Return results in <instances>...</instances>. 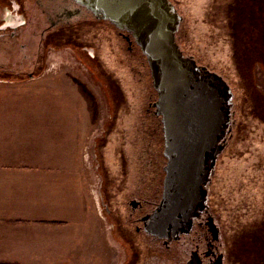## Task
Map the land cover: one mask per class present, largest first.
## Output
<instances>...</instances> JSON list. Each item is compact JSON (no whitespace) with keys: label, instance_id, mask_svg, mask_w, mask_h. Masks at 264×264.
<instances>
[{"label":"rangeland","instance_id":"1","mask_svg":"<svg viewBox=\"0 0 264 264\" xmlns=\"http://www.w3.org/2000/svg\"><path fill=\"white\" fill-rule=\"evenodd\" d=\"M23 1L25 3L22 7L17 11L13 10L14 17L17 15L25 17L30 24L44 21V12L39 3L35 0ZM171 1L183 15L177 33V41L181 48L185 53L194 54L202 64L222 70L235 92L232 133L228 137L225 150L219 156L220 169L218 173L217 165L216 175L215 177L213 175L209 187L208 203L224 222L222 228L228 238V247L224 246V252L228 250L227 264H243L242 260L247 257L246 250H243L241 255L243 259L236 261L235 258H239L236 240L240 235L242 239L239 243L258 240L257 236L255 237L256 234L259 235L257 229L264 225V64H262L264 49L262 45L256 47L245 44V40L253 34V25L256 27L264 23V10L259 8L262 6L264 9V0H252L250 14L248 0ZM230 3L235 4L234 7L230 8ZM6 6V1L0 0V23H3L1 17L4 18L3 15L9 13L7 9L10 8ZM46 7L50 8V5L47 3ZM218 7H224L225 13L216 10ZM228 14H231L229 17L233 21L232 25L227 22ZM83 15L85 16V13ZM200 18L208 24L205 28L200 24ZM30 24L18 39L13 38L12 43H5L7 46H4L2 42L4 39L0 37V146L1 143L11 140V128L13 141L20 142L23 135L21 122H27L28 119L31 132L44 133L42 136L44 148L39 149L35 143V149L30 151L31 154L39 152L38 159L45 161L52 159L76 161V169L64 170L55 177L62 185L75 188L74 190L78 188L79 200H82V205L79 201L78 213L73 223H69L71 220L65 217L53 220L61 225L72 224V228L69 229L73 230L69 234H65L69 230H61L50 238L52 243H60L62 257L59 264H69L66 263L63 253L71 254L70 261L74 262L73 264L76 260V264H81L80 258L88 255L83 264H101L107 249L110 252V264H118L123 260L126 250L119 243V238L115 234L118 240L112 236V219L107 216L103 204L101 205L98 200L102 197L100 195L102 191L105 193L106 188L113 186L106 181L107 171L105 172L103 166L101 150L106 152L108 149L107 166L113 158L112 161L121 167L119 175L122 177V183L121 186L118 184L116 186L125 189V182L132 178L131 170H128L130 164L125 161L129 162L127 155L134 156V149L130 147L132 137L124 135L125 159L118 162L115 157L118 154V138L112 137L110 130L109 133L107 131L109 127L114 131L118 129L120 116L124 128L128 126L129 130L133 129L132 121L135 123L137 119L138 108L130 109L132 107L129 103L134 92L139 90L141 93L140 87L138 83L129 85L136 89L131 95L128 94L125 103L126 93L123 87L122 100L113 101L108 88L104 86L106 73H100L90 66L92 63L86 52L78 50L76 53L70 49L67 51L66 47L57 51L47 48L44 44V53L42 52V57H39L38 51L42 44L39 42L40 37L29 31V28H32ZM216 24L217 32L214 30ZM221 26L228 28L219 32ZM230 37L232 41L235 40L233 37H236L235 42L239 44L237 52L239 59L242 52L244 66L235 67L230 59L226 61L221 55L225 51L224 45L229 44ZM22 38H25V41L30 38L26 49L21 46V43L25 42ZM228 55L230 58L231 51ZM104 60L107 61L105 56ZM110 70L108 66L105 67L107 74L111 73ZM127 74L126 71L115 72L112 76L120 78V75ZM108 79L111 77L108 76ZM117 103L121 110L115 114L116 118L113 120ZM33 120L36 127L32 125ZM135 141L138 146L153 148L149 137L137 136ZM0 159L4 158L0 156ZM73 171L86 182H77ZM89 193L92 196L91 201L88 199ZM65 213H69V210ZM237 223L240 225V231L236 232L233 245L231 240L235 231L232 224L237 226ZM101 236L104 245L97 240V237ZM91 239L94 240L95 247L98 245L100 247L93 249ZM254 248L255 252L252 255L249 252L247 254L249 257L257 254L255 263L264 264L261 251L255 245Z\"/></svg>","mask_w":264,"mask_h":264},{"label":"flooded vegetation","instance_id":"2","mask_svg":"<svg viewBox=\"0 0 264 264\" xmlns=\"http://www.w3.org/2000/svg\"><path fill=\"white\" fill-rule=\"evenodd\" d=\"M5 1L10 9L6 8L9 10V13L6 16L3 15L4 18L1 17L3 23L1 22L2 25L0 23V37L4 39L2 41L4 42V46H7L6 44L13 42V38L18 39V37L26 31V28L31 22L29 23L25 17H19L18 15L14 17L13 10L17 11L22 7L23 3H25L23 0ZM35 1L39 3V6L43 9L45 18L44 21H39V24L38 22L30 24L32 28H29L32 34L40 37L39 42L42 44V47L38 51L39 57H42V52L44 53V44L47 48L57 51L66 47L67 51L70 49L76 53H78V50L86 52L92 63H90V66L97 69L100 73H106V84L104 86L106 89L108 88L111 95L110 98L116 102L122 100L121 95H123V87L126 93L124 103L128 94L131 95L133 90L136 89V87L131 88L129 85L138 83L140 87L141 93H139V90L138 92H134L133 96H131V103H129L132 107L130 109L136 110L135 108H138L137 119L135 123L132 121L133 129L129 130L128 126L125 129L120 116L118 119V121H120L118 123V129L114 131L109 127L107 131L109 133L110 130V135L118 138V154L115 155L118 162H123L125 159L126 146L124 135H131L132 137L130 147L134 149V156L129 157V155H127L126 158L129 159V162L125 160L127 164H130L128 170H131L132 178H129V180L125 182V189L116 186V184L121 186L120 184L122 183V177L119 175L121 173V167L118 163L116 164V162L112 161L114 160L113 158H111L107 166L106 157L109 154L108 149L106 152L101 150L103 153V166L105 172L107 171L106 181L108 184L110 182V185L113 186L111 188H106L105 193L102 191L103 194H100L102 195V197H100V203L103 204L107 216L112 219V236L115 234V236L119 238V243H121L126 250L123 260L118 262V264H227L226 254L228 250H226L225 253L224 246L226 245L228 247V238L222 228L224 222L223 219L221 220L218 213L213 212L209 203L194 216L192 227L189 231L178 233L171 232L169 235L162 236L151 232V217L160 206L163 199L165 166L168 161L164 154L165 145L162 115L157 112L158 107L156 102L158 100V93L153 85V78L151 76L147 56L143 52L136 37L128 30L118 28L109 20L94 13L85 5L75 0ZM198 1L201 2L203 0ZM248 1L250 2V14L252 13L253 6L251 3L252 0ZM47 3L50 5V8L46 7ZM234 5L235 4L230 3L229 7L232 8ZM260 7L263 8L262 6H259V8ZM216 10H221L222 13H225L224 7H218ZM199 12H201L200 8ZM84 13L85 16L83 15ZM229 16H231V14H228V18L226 19L227 22L232 25L233 21ZM200 24H202L204 28L208 25L203 18H200ZM263 24L264 23H261L256 27L254 24L253 34L250 35L249 38H254L255 33V38L257 41L259 40V42H261L264 49ZM216 27L217 24L214 27L215 31ZM227 28L228 27L221 26L219 32ZM233 38L236 40V37ZM249 38L245 40L246 45H250ZM17 39H15V41ZM29 39L30 38L25 41V38H22V40L25 41L21 43L24 49H26ZM235 40L232 41L231 37L229 38L228 41L230 45L228 43L224 45L225 51H223L221 55L226 61L230 59L231 64L235 67H240V65L244 66L242 52L240 53L239 59V53L237 52L239 44L235 42ZM60 44L64 45L60 46ZM230 51L231 56L229 58L228 53ZM245 53L248 55L247 49H245ZM186 54L195 57L194 54ZM104 56L107 61L104 60ZM196 60L207 69L221 73L229 81L222 70L219 71L214 67H209L207 64H202L197 58ZM262 64L264 63L262 62ZM107 66L109 69L111 68V73L109 74L105 71V67ZM257 68L258 66H256V69ZM59 69H61V67ZM124 71L128 73L127 76L120 75V78L112 76L115 72ZM108 76H110L111 79H108ZM119 110L121 109L117 103L115 104L113 120H115V114ZM111 123H113V121H111ZM231 133L232 129L229 130L228 137ZM137 136L149 137L150 144H153V148L148 149L144 148L143 145L138 146L137 141H135ZM131 158L134 160H131ZM218 163L219 161L217 160L214 177L216 175ZM219 169L220 165H218V173ZM106 187H108V185ZM120 191L123 192L120 193ZM104 203L106 205H104ZM234 231L235 234H233V240H231L233 245L235 236L237 235L235 228ZM257 231L259 235L256 234L255 237L257 236L256 238L258 240L254 242L248 241L246 243H239L242 237L240 238L241 235L238 237L235 244L238 245L236 249L239 258H235L236 261L243 259L241 255L243 250H246L247 257L242 260V263L256 264L255 258L257 254H255L254 257H249L247 254V252H249V254L252 255L255 252L254 245L261 251L260 255L264 257V225L257 229ZM115 236L114 238L118 240ZM107 247H110L109 243ZM109 253L107 249L106 253H104V261H102L101 264H110Z\"/></svg>","mask_w":264,"mask_h":264},{"label":"water","instance_id":"3","mask_svg":"<svg viewBox=\"0 0 264 264\" xmlns=\"http://www.w3.org/2000/svg\"><path fill=\"white\" fill-rule=\"evenodd\" d=\"M137 39L150 65L167 157L163 199L151 232L189 231L209 201V187L232 129L235 92L219 72L177 41L183 21L171 0H75Z\"/></svg>","mask_w":264,"mask_h":264},{"label":"crops","instance_id":"4","mask_svg":"<svg viewBox=\"0 0 264 264\" xmlns=\"http://www.w3.org/2000/svg\"><path fill=\"white\" fill-rule=\"evenodd\" d=\"M26 120L21 122V141H13L11 128V140L0 146V156L4 158L0 159V264H59L62 257L60 243H52L50 238L61 230H69L65 234L73 230L69 229L72 224L61 225L53 220L65 217L72 221L69 223H73L79 201L81 204L82 200H79L78 188L74 190L62 185L55 177L64 170L76 169L77 162L54 159L45 161L38 159L39 152L31 154L35 146L44 148V133L31 132L30 121ZM33 123L34 120L32 125L36 127ZM73 172L77 182H86L78 177V173ZM88 196L91 201L90 193ZM66 210L69 213H65ZM97 240L104 242L103 236L97 237ZM91 242L93 249L100 247H95L93 239ZM63 256L66 263H74L70 261V253H63ZM87 257L80 258L81 264Z\"/></svg>","mask_w":264,"mask_h":264},{"label":"trees","instance_id":"5","mask_svg":"<svg viewBox=\"0 0 264 264\" xmlns=\"http://www.w3.org/2000/svg\"><path fill=\"white\" fill-rule=\"evenodd\" d=\"M261 9L264 10L263 8H261ZM249 42H250L249 43L250 46H251V44H252V46H256V47H260L261 46V42H259V40L257 41V39L255 40V38H253V37L252 38H249ZM240 206H239V209L241 208ZM232 226H234V225L232 224ZM234 228L236 229V232H239L240 231V225H239V223H237V226H234Z\"/></svg>","mask_w":264,"mask_h":264},{"label":"bare ground","instance_id":"6","mask_svg":"<svg viewBox=\"0 0 264 264\" xmlns=\"http://www.w3.org/2000/svg\"><path fill=\"white\" fill-rule=\"evenodd\" d=\"M99 201H100V199H98ZM99 204V203H98ZM101 204V203H100ZM100 204H99V206H100ZM102 205V204H101Z\"/></svg>","mask_w":264,"mask_h":264}]
</instances>
